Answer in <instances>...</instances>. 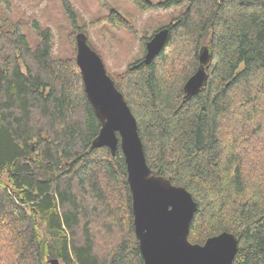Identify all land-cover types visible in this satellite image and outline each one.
I'll list each match as a JSON object with an SVG mask.
<instances>
[{"label":"trees","instance_id":"obj_1","mask_svg":"<svg viewBox=\"0 0 264 264\" xmlns=\"http://www.w3.org/2000/svg\"><path fill=\"white\" fill-rule=\"evenodd\" d=\"M127 1L143 12L187 3L150 65L107 69L149 168L197 203L190 243L228 232L239 240L234 264H264V0ZM59 2L73 25L69 58L55 57L50 28L31 24L33 46L21 21L0 18V264H144L122 149H92L101 122L75 38L89 36L70 1ZM106 21L132 28L116 12ZM203 47L208 82L186 99Z\"/></svg>","mask_w":264,"mask_h":264},{"label":"water","instance_id":"obj_2","mask_svg":"<svg viewBox=\"0 0 264 264\" xmlns=\"http://www.w3.org/2000/svg\"><path fill=\"white\" fill-rule=\"evenodd\" d=\"M168 37L169 30L165 28L150 38L146 43L145 64L150 65L156 59ZM75 38L76 61L85 92L101 122L92 149L107 147L113 155L119 145L122 149L132 194L135 234L144 264H234L239 250V240L234 234L221 233L204 245L190 243V225L198 211L192 194L152 173L137 120L108 74L102 57L90 46L84 33ZM210 61V49L203 47L200 66L183 88L186 99L196 96L207 85L206 66ZM49 263L60 264L56 259Z\"/></svg>","mask_w":264,"mask_h":264},{"label":"rangeland","instance_id":"obj_3","mask_svg":"<svg viewBox=\"0 0 264 264\" xmlns=\"http://www.w3.org/2000/svg\"><path fill=\"white\" fill-rule=\"evenodd\" d=\"M69 1L74 8L79 28L87 33L91 45L103 57L111 74L119 73L129 64L143 59L147 43L143 39H150L187 9V3L167 11L154 9L143 12L127 0ZM10 2L9 10L0 5V18L8 17L21 21L24 25L23 31L33 46L37 44L38 38L31 24L36 21L41 27L50 28L55 38V57L72 56L73 48L69 38L73 25L59 0ZM113 12L128 20L131 30L127 31L106 21Z\"/></svg>","mask_w":264,"mask_h":264},{"label":"bare ground","instance_id":"obj_4","mask_svg":"<svg viewBox=\"0 0 264 264\" xmlns=\"http://www.w3.org/2000/svg\"><path fill=\"white\" fill-rule=\"evenodd\" d=\"M162 177V176H161ZM163 178H165V177H163ZM228 233V232H227Z\"/></svg>","mask_w":264,"mask_h":264}]
</instances>
